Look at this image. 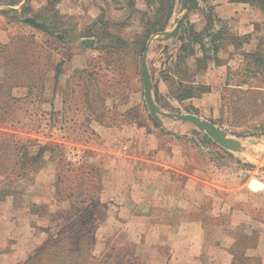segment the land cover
Instances as JSON below:
<instances>
[{"label": "rangeland", "instance_id": "1", "mask_svg": "<svg viewBox=\"0 0 264 264\" xmlns=\"http://www.w3.org/2000/svg\"><path fill=\"white\" fill-rule=\"evenodd\" d=\"M0 2V45L27 38L48 53L41 60L47 69L38 123H27L24 131L0 127L8 135L5 140L25 144L30 157L46 146L41 158L26 166L24 176L0 173V264L24 261L62 226L59 215L67 216L69 200L57 195L54 185L58 170L63 174L68 167L85 171L82 176L98 203L93 210L94 256L108 254L120 264H126L127 258H131L129 264H167L172 252L165 236L149 229L144 220L114 216L116 204L101 196L103 178L111 181V168L120 165L126 171L124 176L127 172L134 176L136 166L146 162L142 158L151 154L156 141L164 153L177 148L185 156L184 166L199 168L194 173L200 179V189L208 183L215 188L208 193L215 195L216 210H222L223 200L231 203L229 224L220 233L215 228L212 234H194L182 240L200 239L204 245L215 238H221L218 242L222 244L233 240L228 250H216L214 263L264 264V17L257 5L233 1L230 10V0H188V9L181 11L180 1L175 0L164 31L170 32L186 13L178 35L163 40L158 33L145 41L152 96L155 101L153 90L157 87L159 109L193 114L213 123L227 138L237 141L235 149L222 147L190 122L160 114L159 122L150 113L141 74L143 51L138 53L136 43L142 27L134 13L129 18L124 0H57L51 4L20 0L13 6ZM135 5L144 8L143 0H135ZM190 24L210 35L203 37L204 49L189 41L194 55L177 63L183 42L179 36L188 42ZM116 36L122 42L116 41ZM14 51L13 59L18 50ZM203 56L207 57L205 68L196 70L202 63L195 59ZM56 66L60 73L55 79ZM162 76H168V81ZM179 80L184 86L190 81L204 82L209 92L177 102L173 96ZM11 93L24 97L26 88L14 87ZM98 128L103 129L102 135ZM253 178L261 181L263 188H248L247 182ZM107 215L109 223L105 222ZM204 251L198 257L203 256L204 264H209L214 251ZM184 263L196 264L192 260Z\"/></svg>", "mask_w": 264, "mask_h": 264}, {"label": "trees", "instance_id": "2", "mask_svg": "<svg viewBox=\"0 0 264 264\" xmlns=\"http://www.w3.org/2000/svg\"><path fill=\"white\" fill-rule=\"evenodd\" d=\"M56 1L47 0V3L51 4ZM230 1L255 4L259 7L264 17V0ZM19 2L20 0H4V3L12 6L17 5ZM143 4L144 8L138 9L135 5V0H124V5L130 9L129 18L134 13L135 18L142 27V33L136 41L139 47L138 53L140 54L144 50L145 41L152 34L163 31L166 28L172 16L175 0H143ZM25 9L26 7L23 8V11ZM35 17L39 16L35 15ZM122 25H124V22ZM209 35L210 33L208 32L194 30L193 25L190 24L187 35L188 42H185V38L182 39V36H179V39L183 42L176 56L177 63L186 62L188 56L194 55L189 41L199 44L201 49H204L203 37H209ZM115 40L122 42L119 36H116ZM14 50L18 51L13 59ZM42 50L43 47L41 45L27 38L18 39L17 37L8 43L0 45V67H3V80L0 86V127L24 131L28 127L27 123H38L39 118L42 116L43 112H39V104L42 102L43 77L47 68L41 60L48 57V53ZM206 59V56L196 58L195 61L202 63V65L194 68L196 70L204 69ZM59 73L60 68L56 66L55 79ZM162 80L168 81V76H162ZM182 83V80L178 81L177 92L173 96L177 102L209 92V86L204 82L195 83L190 81L185 86ZM14 87H25V96H13L11 89ZM153 94L155 102L158 104L159 91L157 87H154ZM26 117H28L27 120H25ZM154 123L156 124L155 121ZM4 136L8 135L0 131V148L5 147L4 151L0 150V173L14 174L16 177L24 176L26 174V166L29 162L34 163L41 158L46 146L40 147L36 154L30 157L25 150V144L15 139L7 141L5 140L7 137ZM63 171L64 173L60 174V170H58L54 186L57 195L63 194L69 200V213L65 217L59 215L62 218V226L57 230L56 234L54 236L49 234L45 242L19 264H120V261H113L117 259H110L108 254L96 257L91 253L96 227L93 210L98 204L95 201V193L87 178L82 176L85 171L81 167H68ZM96 181L97 192L100 188L98 180ZM78 193L81 195L79 200L76 198ZM56 199L59 200L60 198L57 197ZM129 260L131 258L125 259L124 263L129 264ZM133 262L135 261L133 260Z\"/></svg>", "mask_w": 264, "mask_h": 264}, {"label": "crops", "instance_id": "3", "mask_svg": "<svg viewBox=\"0 0 264 264\" xmlns=\"http://www.w3.org/2000/svg\"><path fill=\"white\" fill-rule=\"evenodd\" d=\"M228 4L230 10L234 9L232 2ZM98 129L102 135L103 129ZM155 144L157 146H151V154L142 158L146 162L136 166L134 176H130V172L124 176L126 171L120 165L111 168V181L108 180L109 177L106 181L105 177L103 178L105 189L101 195L102 200L114 201V216L117 214L119 218L144 220L149 229L155 228L157 234L165 236L172 252L167 264H185V261L189 263L191 260L196 264H204L205 258L198 256L199 252L205 249L214 251H211L214 256L209 257L208 261L213 264L217 251L223 247L228 250L233 240L222 244L218 242L221 238H215L213 242L207 241L204 245L200 239L192 242L182 238L194 234H212L215 228H218L220 233L229 224L231 203L223 200L222 210L220 207L216 210L213 197L215 195L208 193L210 189L215 192V188H210L208 183L207 187L200 189V179L194 173L198 172L199 168L196 165L184 166L185 156L179 153L177 148L164 153L157 141ZM134 158L139 159L137 156ZM203 211H207L206 214ZM108 219L109 215L105 222L109 223ZM129 227L134 229L131 224ZM185 242L186 246L181 244ZM227 262L229 264V261Z\"/></svg>", "mask_w": 264, "mask_h": 264}, {"label": "water", "instance_id": "4", "mask_svg": "<svg viewBox=\"0 0 264 264\" xmlns=\"http://www.w3.org/2000/svg\"><path fill=\"white\" fill-rule=\"evenodd\" d=\"M181 3V11L188 9V0H178ZM186 19V13L182 14V16L177 20L176 25L170 32L166 31H160L155 34H162L163 40H168L170 38L176 37L183 25V22ZM32 22H34L32 20ZM152 34L151 36L155 35ZM151 36L148 38V40L151 38ZM148 49V44H145L144 50L142 52V58H141V74H142V80H143V88H144V96L146 99L147 106L150 110V113L153 115V117L160 122L159 114L164 117H174L176 119H179L184 122H190L193 125H195L198 129L203 130L214 142L218 143L224 148H235L238 149L237 141H234L230 138H227L225 133L215 126L213 123L202 120L200 117L193 115V114H182V113H173V112H163L159 109L156 102L153 99L152 96V85L150 81V76L147 70L146 61H145V54ZM246 173H243V178L246 177ZM248 188L252 190H259L263 188V183L257 179H250L247 182Z\"/></svg>", "mask_w": 264, "mask_h": 264}]
</instances>
